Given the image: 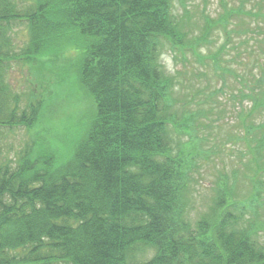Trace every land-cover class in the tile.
I'll return each mask as SVG.
<instances>
[{
	"label": "trees",
	"instance_id": "trees-1",
	"mask_svg": "<svg viewBox=\"0 0 264 264\" xmlns=\"http://www.w3.org/2000/svg\"><path fill=\"white\" fill-rule=\"evenodd\" d=\"M219 6L0 0V264H264V0ZM67 46L92 101L70 137L54 89L24 100L7 80L13 63ZM165 48L197 57V82L167 67ZM227 112L237 130L226 135ZM231 143L243 167L218 170L193 213L202 169Z\"/></svg>",
	"mask_w": 264,
	"mask_h": 264
},
{
	"label": "rangeland",
	"instance_id": "rangeland-1",
	"mask_svg": "<svg viewBox=\"0 0 264 264\" xmlns=\"http://www.w3.org/2000/svg\"><path fill=\"white\" fill-rule=\"evenodd\" d=\"M208 10L212 15H216L220 11L219 0H208ZM26 30L23 24H19L13 32V40L17 49H20L25 44L27 39ZM79 41L83 42V39ZM78 52L72 46L71 48L67 46L60 54H50L41 57V61L34 63L32 66H24L16 62L13 63V67L7 75V80L13 89L19 92L24 100L29 91L36 90V88L41 90L45 87L48 91L50 89L55 90V93L52 95L53 97H51V102L56 101L55 103H58V110L54 111V114L60 123V127L63 128L62 132L66 137L73 135V132L82 125L87 116H90L92 110V101L85 88L77 79L75 62ZM187 57L188 59L182 60V57L178 54V57L174 58V54L170 48H165L163 52V61L169 69L176 70L180 68L183 71H187L186 74H183V77L191 79L192 82H197V78L193 73H197L204 66L199 63L197 57L191 51H188ZM49 101L50 99L48 103ZM50 118H53L52 112L45 108L43 119H41L43 122L40 125L41 128L42 125H46V128L42 129L44 132L47 130L53 131L51 127L53 123L52 121L50 122ZM235 120L236 118L233 113H224V117L221 120L226 127L224 134L226 133L227 135L229 132L237 130L234 124ZM19 133L18 136L9 138V142H12L17 147H20L27 137L24 130H20ZM227 147L230 149H228L227 153L214 155L211 165L202 169V174L196 184V202L193 213L206 209L210 203L211 196L214 194V183L212 180L216 179L218 170L231 173L233 168L243 167L239 161L237 151L238 147L241 148L242 146L240 144L233 146L231 143ZM240 186L241 190H248L245 183L242 182Z\"/></svg>",
	"mask_w": 264,
	"mask_h": 264
}]
</instances>
